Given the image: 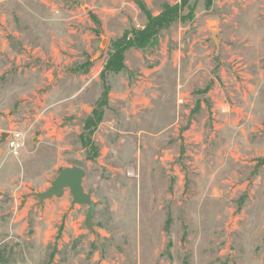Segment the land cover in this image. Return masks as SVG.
Returning a JSON list of instances; mask_svg holds the SVG:
<instances>
[{
	"label": "rangeland",
	"instance_id": "obj_1",
	"mask_svg": "<svg viewBox=\"0 0 264 264\" xmlns=\"http://www.w3.org/2000/svg\"><path fill=\"white\" fill-rule=\"evenodd\" d=\"M178 2L0 0V264H264V0H190L108 67ZM73 165L93 231L32 194Z\"/></svg>",
	"mask_w": 264,
	"mask_h": 264
},
{
	"label": "water",
	"instance_id": "obj_2",
	"mask_svg": "<svg viewBox=\"0 0 264 264\" xmlns=\"http://www.w3.org/2000/svg\"><path fill=\"white\" fill-rule=\"evenodd\" d=\"M86 170L80 165H73L61 169L57 177L52 181L51 186L45 191L33 192L32 194L39 199L42 204L46 199L62 194L64 189L69 188L72 194V206L76 204L87 205L88 211L85 217L86 226L93 231V218L96 214L97 203L92 198L90 192L84 187Z\"/></svg>",
	"mask_w": 264,
	"mask_h": 264
},
{
	"label": "trees",
	"instance_id": "obj_3",
	"mask_svg": "<svg viewBox=\"0 0 264 264\" xmlns=\"http://www.w3.org/2000/svg\"><path fill=\"white\" fill-rule=\"evenodd\" d=\"M210 2L211 0H207L208 4ZM183 8H190V10L193 9L190 0H180V2L174 5L166 4L159 15H149L146 27L141 31H136L134 33V39H127V37H125L119 41L120 45L118 46L117 58L110 61L108 67L112 69H120L122 67V53L128 46L134 45L144 47L147 45H153L154 42L158 40V35L163 29L180 19ZM95 114L98 118H101V113L96 111Z\"/></svg>",
	"mask_w": 264,
	"mask_h": 264
},
{
	"label": "built area",
	"instance_id": "obj_4",
	"mask_svg": "<svg viewBox=\"0 0 264 264\" xmlns=\"http://www.w3.org/2000/svg\"><path fill=\"white\" fill-rule=\"evenodd\" d=\"M22 133L20 131H11L9 132L7 138V146L14 153H19L20 148L23 146Z\"/></svg>",
	"mask_w": 264,
	"mask_h": 264
}]
</instances>
